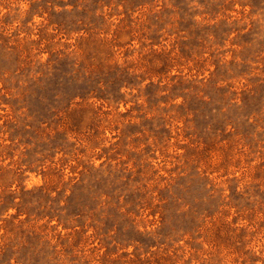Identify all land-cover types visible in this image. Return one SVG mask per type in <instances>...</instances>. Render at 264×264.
I'll return each instance as SVG.
<instances>
[{
	"label": "rangeland",
	"instance_id": "rangeland-1",
	"mask_svg": "<svg viewBox=\"0 0 264 264\" xmlns=\"http://www.w3.org/2000/svg\"><path fill=\"white\" fill-rule=\"evenodd\" d=\"M0 264H264V0H0Z\"/></svg>",
	"mask_w": 264,
	"mask_h": 264
}]
</instances>
